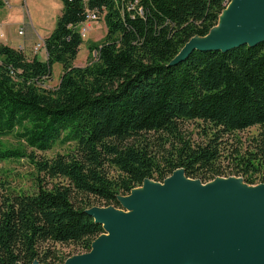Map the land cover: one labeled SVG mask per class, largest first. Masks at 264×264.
<instances>
[{"label": "trees", "instance_id": "trees-1", "mask_svg": "<svg viewBox=\"0 0 264 264\" xmlns=\"http://www.w3.org/2000/svg\"><path fill=\"white\" fill-rule=\"evenodd\" d=\"M60 1L43 40L46 60L0 43V137L31 149L0 140V161L25 158L36 172L30 191L0 181V264H64L69 255L55 244L90 251L105 231L88 209L120 208V196L177 169L203 183L225 175L217 164L222 137L264 128V41L195 49L174 61L192 37L209 34L230 0ZM87 11L107 32L90 45L96 57L74 66ZM55 62L59 83L45 88ZM191 121L206 125L204 143L183 133ZM254 141L246 155L234 156L235 175L248 184L264 182V132ZM56 142L75 148L37 157ZM56 177L66 182L46 187V178Z\"/></svg>", "mask_w": 264, "mask_h": 264}, {"label": "water", "instance_id": "water-1", "mask_svg": "<svg viewBox=\"0 0 264 264\" xmlns=\"http://www.w3.org/2000/svg\"><path fill=\"white\" fill-rule=\"evenodd\" d=\"M223 21L212 34L192 37L174 61L195 49L264 41V2H236ZM185 179L177 169L163 184L145 182L144 190L120 196L130 214L111 206L88 209L105 232L90 251L64 264H264V182L251 189L231 179L204 187Z\"/></svg>", "mask_w": 264, "mask_h": 264}, {"label": "rangeland", "instance_id": "rangeland-1", "mask_svg": "<svg viewBox=\"0 0 264 264\" xmlns=\"http://www.w3.org/2000/svg\"><path fill=\"white\" fill-rule=\"evenodd\" d=\"M239 1L241 0L229 1V4L226 6L225 10L220 14L217 24L212 28L210 34H212L214 31L221 29L224 22L223 20L225 18V12L230 11L234 7L235 3ZM257 1L264 2V0ZM60 13L61 10L60 8H57L55 2L50 3L49 0H35V3L33 4H31L30 0H25V3L24 0H10V7H5L0 3V19H3L4 21V24L0 31L3 33L4 39L6 40L7 45L9 44V46L12 45L17 48L19 45H22L23 42L26 40L27 48H25V52L22 49L21 50L25 53L27 57L31 58V54L35 53V50L33 48L34 45L40 44L38 52L41 50V48H44L43 40L45 39V36L48 35V33H50L55 27L57 17L60 15ZM78 28L80 34L82 33V31H85L83 32L84 35L81 34L83 42L80 45L78 54L73 62V65L84 66L89 60L96 57V51L90 50V45H96L101 43L104 40L107 29L103 19H95L93 21H89L84 25H79ZM28 49L31 51H29ZM42 54L38 55L40 59H43ZM61 73V64L57 62L53 63L52 75L50 79L44 83V87L54 89L59 83ZM203 127H206V125L203 124L201 121H191L184 123L182 129L186 137L191 138L192 140H194V142L204 143L208 136L204 135ZM263 132V127L253 126L243 131H236L234 133L223 136L220 141L221 155L217 164L225 175L216 176L215 178L209 180L206 183L201 182L199 179H193L188 177H186V179L196 180L198 183H202L203 185H209L217 179L228 180L230 178H236V180L247 186L259 185L260 183L248 184L243 180L241 176L235 175L239 168L235 164L236 160L234 159V156L237 155V151L241 152V155H246V150L250 149L254 145V140L260 137ZM209 134L211 135L208 130L207 135ZM0 140L6 146L9 147H26L23 146L24 144L18 141L12 135L0 137ZM74 146V143L56 142L51 147V149L46 151H36L35 153L37 154L38 158L51 159L57 154H71V152L75 148ZM26 150L29 152L31 149L26 147ZM110 174L116 175L117 170L114 168H110ZM180 174L182 173L180 172ZM35 175L36 172L33 166L28 163L25 158H21L20 160L0 161V181L7 179L10 183V186H12L14 189H24L26 191L33 190L35 188ZM46 182V187L49 188L54 183H64L66 182V180L61 177H56L52 179L46 178ZM145 182H155L163 184V182H157L151 179H147L140 186L135 187L133 191L144 190ZM111 207L121 212H128V210H126L123 206H121L120 208L113 206ZM95 208H98V206H96ZM55 248L60 253L64 255H69L66 260L75 256L85 254L84 252L79 251V249L72 244H55Z\"/></svg>", "mask_w": 264, "mask_h": 264}, {"label": "crops", "instance_id": "crops-1", "mask_svg": "<svg viewBox=\"0 0 264 264\" xmlns=\"http://www.w3.org/2000/svg\"><path fill=\"white\" fill-rule=\"evenodd\" d=\"M31 1V4H33V3H35V0H30ZM50 1V3L51 2H55V5H57V8H60V10H62V3H61V1L60 0H49ZM24 3H25V0H24ZM3 24H4V21H3V19H0V30H1V28H2V26H3ZM20 32V31H19ZM50 33H48V35H49ZM48 35H46L45 37H47ZM30 38H32V37H30ZM0 43H4V44H7L6 43V40L4 39V35H3V33L0 31ZM9 45V44H8ZM11 45V44H10ZM12 46V45H11ZM12 47H14V46H12ZM34 47H35V45H34ZM33 47V48H34ZM15 48V47H14ZM17 48H20V49H22L24 52H25V48H27L26 47V40L23 42V44L22 45H19ZM16 48V49H17ZM32 49V48H31ZM29 50V49H28ZM29 51H31V50H29ZM34 51V50H33ZM41 51V52H40ZM39 52H38V50L37 51H34L35 53H33V54H31V57L34 55V54H37V55H39V54H42V52H43V59L42 60H46V58H47V53H46V50H45V48H41V50H40ZM28 54H30V53H28Z\"/></svg>", "mask_w": 264, "mask_h": 264}, {"label": "built area", "instance_id": "built-area-1", "mask_svg": "<svg viewBox=\"0 0 264 264\" xmlns=\"http://www.w3.org/2000/svg\"><path fill=\"white\" fill-rule=\"evenodd\" d=\"M0 3L2 5H4L5 7H10V0H0ZM95 19H98V16L96 15V13L94 11H87V14H86V20L81 23L80 25H84L85 23L89 22V21H93ZM85 31V30H84ZM84 31H82V35H84ZM40 48V44H36L35 47H34V50L37 51L39 50Z\"/></svg>", "mask_w": 264, "mask_h": 264}, {"label": "bare ground", "instance_id": "bare-ground-1", "mask_svg": "<svg viewBox=\"0 0 264 264\" xmlns=\"http://www.w3.org/2000/svg\"><path fill=\"white\" fill-rule=\"evenodd\" d=\"M231 179V178H230ZM231 180H233V182H235V183H237L238 182V180H236V178L235 179H231ZM185 181L186 182H195V181H191V180H189V179H185ZM201 187H204V185H202ZM243 187H247V186H243ZM252 187H255V186H250L249 188H251V189H255V188H252ZM131 212H129V213H124V214H130Z\"/></svg>", "mask_w": 264, "mask_h": 264}]
</instances>
